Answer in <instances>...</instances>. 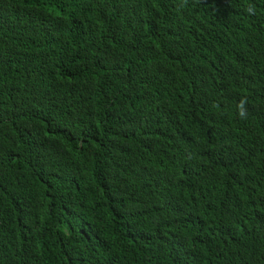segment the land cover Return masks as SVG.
I'll list each match as a JSON object with an SVG mask.
<instances>
[{
    "label": "trees",
    "instance_id": "obj_1",
    "mask_svg": "<svg viewBox=\"0 0 264 264\" xmlns=\"http://www.w3.org/2000/svg\"><path fill=\"white\" fill-rule=\"evenodd\" d=\"M0 264H264V0H0Z\"/></svg>",
    "mask_w": 264,
    "mask_h": 264
},
{
    "label": "clouds",
    "instance_id": "obj_2",
    "mask_svg": "<svg viewBox=\"0 0 264 264\" xmlns=\"http://www.w3.org/2000/svg\"><path fill=\"white\" fill-rule=\"evenodd\" d=\"M246 12L248 14H254L255 9L252 5H248L246 8ZM246 105V100H242L238 105H237V113L240 118L244 119L247 117V109L245 107Z\"/></svg>",
    "mask_w": 264,
    "mask_h": 264
}]
</instances>
